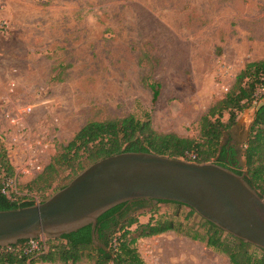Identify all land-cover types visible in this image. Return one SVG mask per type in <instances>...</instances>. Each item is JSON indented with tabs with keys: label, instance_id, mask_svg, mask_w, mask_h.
Instances as JSON below:
<instances>
[{
	"label": "rangeland",
	"instance_id": "obj_1",
	"mask_svg": "<svg viewBox=\"0 0 264 264\" xmlns=\"http://www.w3.org/2000/svg\"><path fill=\"white\" fill-rule=\"evenodd\" d=\"M263 59L264 0H0V147L8 134L21 162L3 193L34 204L52 195L25 186L90 121L148 116L159 133L198 139L202 115ZM257 104L229 130L242 164ZM187 211L160 205L154 218L183 221ZM136 217L146 224L150 214ZM136 247L145 264H230L174 232Z\"/></svg>",
	"mask_w": 264,
	"mask_h": 264
},
{
	"label": "trees",
	"instance_id": "obj_2",
	"mask_svg": "<svg viewBox=\"0 0 264 264\" xmlns=\"http://www.w3.org/2000/svg\"><path fill=\"white\" fill-rule=\"evenodd\" d=\"M148 87L155 103L160 85L151 83ZM256 103L242 152L243 170L239 162L241 153L235 145H231L229 130L235 125L238 114ZM225 114L228 115L227 122L222 121ZM199 127V138L193 139L155 131L148 116L143 121L133 115L101 122L90 121L71 141L59 147L49 164L25 187L30 191L52 192L53 195L101 159L124 152H145L197 164L215 163L238 175L246 172L247 183L264 198V59L244 66L224 97L202 115ZM192 156L195 158L192 159ZM15 176L7 151L1 146L0 211L34 205V202L9 200L3 193L16 180ZM160 205H173L188 211L183 221L175 220V216H159L156 219L154 216ZM146 212L150 218L146 224H141L135 214ZM191 218H198L203 224L197 228L187 224ZM95 232L98 245L92 241L90 226L57 240L44 239L41 244L40 238L20 241L16 245L0 248V264H145L136 247L137 241L167 232L204 244L215 253L226 256L230 264H264V251L223 232L187 206L173 202L159 201L154 205L152 200H135L121 204L98 218ZM30 242H36L37 248L32 249Z\"/></svg>",
	"mask_w": 264,
	"mask_h": 264
},
{
	"label": "water",
	"instance_id": "obj_3",
	"mask_svg": "<svg viewBox=\"0 0 264 264\" xmlns=\"http://www.w3.org/2000/svg\"><path fill=\"white\" fill-rule=\"evenodd\" d=\"M245 178L246 172L238 175L215 163L145 152L116 154L91 164L42 203L0 211V248L39 238L57 240L87 226L98 245L100 216L127 202L152 200L154 205H185L223 232L264 251V198Z\"/></svg>",
	"mask_w": 264,
	"mask_h": 264
},
{
	"label": "crops",
	"instance_id": "obj_4",
	"mask_svg": "<svg viewBox=\"0 0 264 264\" xmlns=\"http://www.w3.org/2000/svg\"><path fill=\"white\" fill-rule=\"evenodd\" d=\"M11 122L14 123L16 121L14 119H12ZM8 137H9L8 134H5V133L1 134V138L4 141L5 147H6V149L9 152V158H10V161H11L13 167H16L15 168L16 170H19L20 169L19 167H21V165H20V163H21L20 162V155H19V153H17V154H14L13 152L11 153V145H12V143H11V141H9ZM14 152H17V151H14Z\"/></svg>",
	"mask_w": 264,
	"mask_h": 264
},
{
	"label": "built area",
	"instance_id": "obj_5",
	"mask_svg": "<svg viewBox=\"0 0 264 264\" xmlns=\"http://www.w3.org/2000/svg\"><path fill=\"white\" fill-rule=\"evenodd\" d=\"M191 158H192V159H194L195 157H194V156H192ZM191 163H194V162H191Z\"/></svg>",
	"mask_w": 264,
	"mask_h": 264
},
{
	"label": "flooded vegetation",
	"instance_id": "obj_6",
	"mask_svg": "<svg viewBox=\"0 0 264 264\" xmlns=\"http://www.w3.org/2000/svg\"><path fill=\"white\" fill-rule=\"evenodd\" d=\"M235 147H236V145H235Z\"/></svg>",
	"mask_w": 264,
	"mask_h": 264
}]
</instances>
